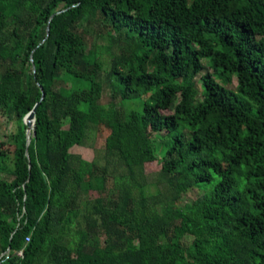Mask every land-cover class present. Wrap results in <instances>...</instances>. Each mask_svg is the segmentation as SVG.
Masks as SVG:
<instances>
[{
    "label": "trees",
    "instance_id": "1",
    "mask_svg": "<svg viewBox=\"0 0 264 264\" xmlns=\"http://www.w3.org/2000/svg\"><path fill=\"white\" fill-rule=\"evenodd\" d=\"M0 114V264H264V0H0Z\"/></svg>",
    "mask_w": 264,
    "mask_h": 264
},
{
    "label": "rangeland",
    "instance_id": "2",
    "mask_svg": "<svg viewBox=\"0 0 264 264\" xmlns=\"http://www.w3.org/2000/svg\"><path fill=\"white\" fill-rule=\"evenodd\" d=\"M204 65L206 68L205 70L210 71L209 66L206 61H204ZM99 79L103 84L101 100H102V103L106 104L109 101L110 94H111L109 67L107 64L104 66L103 71L100 73ZM200 83H201L200 76H197L195 78V84L199 91H200ZM236 85H237L236 80L233 79L230 85V88L235 90ZM138 100L139 98L136 99V101L133 100V98L128 99L126 102H124L125 104L123 103V106L136 108L138 104ZM139 109H140V106H139ZM15 127H16L15 121L13 120L12 117L3 116L0 114V137H1L0 139L2 140V142L6 141L10 133L15 131L16 129ZM107 132H108L107 129L103 126H99V127L92 126V133L89 137H87L85 146L72 148L71 149L72 153L77 154L78 156H80L82 159L86 161H91L96 155V153L100 150L101 143H102V136L106 135ZM156 134H157L156 132H152L151 137L154 139V136ZM6 148H8L7 145L3 146L0 143V149H6ZM9 149H12V147H9ZM160 168H161L160 161H154V162L145 164V172L148 175H155L160 170ZM201 193L202 191L199 190L198 188H192L191 190L187 191V193L183 194L182 196L183 202L191 201L192 199L200 196ZM90 195L96 196L98 194L91 193Z\"/></svg>",
    "mask_w": 264,
    "mask_h": 264
},
{
    "label": "water",
    "instance_id": "3",
    "mask_svg": "<svg viewBox=\"0 0 264 264\" xmlns=\"http://www.w3.org/2000/svg\"><path fill=\"white\" fill-rule=\"evenodd\" d=\"M57 13H59V12H57ZM46 30H47V34H48L49 27H47ZM40 89H41V98H40V101H41V100L44 99L45 93H44V91H43L42 88H40ZM38 105H39V102L35 104V106L33 107V109L24 118V123L27 126V133H26L27 134V142H26V146H28L29 141H30V130H29V126H30V124L32 122V128L31 129L34 128V115H35V111H36ZM33 134H35V133L33 132Z\"/></svg>",
    "mask_w": 264,
    "mask_h": 264
},
{
    "label": "built area",
    "instance_id": "4",
    "mask_svg": "<svg viewBox=\"0 0 264 264\" xmlns=\"http://www.w3.org/2000/svg\"><path fill=\"white\" fill-rule=\"evenodd\" d=\"M25 240L28 241L29 240V236H26ZM21 253H22L21 251H18V254H21Z\"/></svg>",
    "mask_w": 264,
    "mask_h": 264
},
{
    "label": "bare ground",
    "instance_id": "5",
    "mask_svg": "<svg viewBox=\"0 0 264 264\" xmlns=\"http://www.w3.org/2000/svg\"><path fill=\"white\" fill-rule=\"evenodd\" d=\"M31 128H32V122H31V124H30V126H29V130H31Z\"/></svg>",
    "mask_w": 264,
    "mask_h": 264
}]
</instances>
